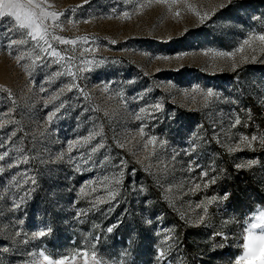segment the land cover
Returning <instances> with one entry per match:
<instances>
[{
    "label": "rangeland",
    "instance_id": "obj_1",
    "mask_svg": "<svg viewBox=\"0 0 264 264\" xmlns=\"http://www.w3.org/2000/svg\"><path fill=\"white\" fill-rule=\"evenodd\" d=\"M33 5L63 59L0 18V264H264V0Z\"/></svg>",
    "mask_w": 264,
    "mask_h": 264
},
{
    "label": "snow or ice",
    "instance_id": "obj_2",
    "mask_svg": "<svg viewBox=\"0 0 264 264\" xmlns=\"http://www.w3.org/2000/svg\"><path fill=\"white\" fill-rule=\"evenodd\" d=\"M228 3H231V0H228ZM33 6L37 7V8L40 7V5H33V0H27V4L21 3V0H0V18L9 17V18H11L12 21L15 22V23L11 24L10 27L7 28V32H13L16 30H27L25 34L28 37H30L33 41L36 42V46L40 48V51L45 52L49 56L57 57L56 62L58 63L60 59H63V57H61L59 52H57L52 47V44L48 40L49 31H48V25L46 24V20L48 19L49 15H51L53 20H55L56 13L49 14L47 12L42 11L38 14V13L33 12L31 10V7H33ZM220 7H224V5L222 4V5H220ZM196 14L199 16V13H196ZM125 15H128V14L125 13ZM177 15H179V13H177ZM204 18H205V16H200V19H204ZM52 39L57 40L61 44L74 43V41H71L69 39H64V38L59 37V36H53ZM254 39L259 40L261 45H264V34H261L258 37H254ZM11 43L15 44V43H17V41L12 40ZM248 43H249V41L246 40L245 44H248ZM49 49H51V51H48ZM239 51L243 52L244 51L243 47H241L239 49ZM219 55L231 56L232 53L221 52V53H219ZM154 58L158 59V60H164V61H167L170 59V57L167 55H157ZM177 58H180V57H177ZM251 59L255 60L256 57L252 56ZM233 68L235 69V65H233ZM69 74L71 75L70 71H69ZM69 87H71V86H69ZM192 91L193 92H199L200 90L199 89H193ZM201 95H203L205 97V100H207L210 97H214L216 94L212 90H208L206 92L201 93ZM156 107H159V105H157ZM139 111H140V113H145L147 110L145 108H140ZM52 116H55V112H52L50 114L49 119H51ZM136 119L139 120V119H141V117L139 115H137ZM240 124H241V120L239 118H237L234 121L233 126L240 125ZM141 134H143V130H141ZM91 138L92 137L89 136L87 139H91ZM257 139H258V137L256 135H252L250 137V141H249L248 136L243 137V141L249 142L248 147H251L252 146L251 142L257 141ZM261 143L264 144V140H261ZM148 144L154 145L155 144V138L153 137V138L149 139ZM71 147L72 146L69 145V149H71ZM98 147H102V145L98 144V145L94 146L91 149V151H93V152L96 151ZM231 151H236V149L233 148V149H231ZM6 155H7L6 152L3 155H0V161H3L5 159ZM69 160L71 161L72 158L69 157ZM247 166H250V165H241V164L236 165L237 168H243V167H247ZM77 170H79L78 165H77ZM204 175L207 176V173H204ZM119 182L120 181L117 180V183H119ZM211 182L215 183L214 180H212ZM32 184H34V185L36 184L35 179H32ZM200 187H201V185L199 183L195 184V190H199ZM205 187H207V184H205ZM80 191H81V193H83L84 189L81 188ZM109 195L114 198L115 193L110 192ZM97 199L99 200L100 198L97 197ZM225 199H227V197H225ZM215 200H216V197L213 196L211 198V200L208 201V203H212ZM16 206L19 207L20 205L17 204ZM206 213H207V209H205V214ZM254 219L257 222L250 223L249 236L247 238L249 240L259 239L261 242H264V235H261L259 237H254L251 235V229H264V212H261ZM107 231L112 232L113 228L109 227L107 229ZM38 236L43 237V236H45V233L39 232ZM248 247L249 246L246 244L245 248H248ZM39 255L43 258L44 264H75L76 260L78 259V256H73L71 258L53 260L52 258H50L48 255L44 254L43 252H41ZM78 255L83 256L85 264H102V261L97 259L95 252H93L91 254L90 260H89V254L87 252H82ZM163 255H164V253L161 252L160 256L163 257ZM244 259L245 258H241L240 264H243Z\"/></svg>",
    "mask_w": 264,
    "mask_h": 264
}]
</instances>
